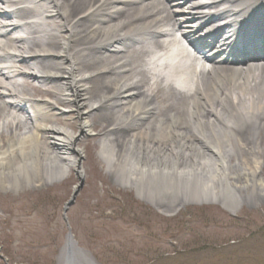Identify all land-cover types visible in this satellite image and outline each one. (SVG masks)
<instances>
[{
  "label": "bare ground",
  "instance_id": "1",
  "mask_svg": "<svg viewBox=\"0 0 264 264\" xmlns=\"http://www.w3.org/2000/svg\"><path fill=\"white\" fill-rule=\"evenodd\" d=\"M157 1L0 0L2 191L42 187L55 174L77 167L79 137L60 119L69 113L63 110L68 105L79 135L86 138L99 127L104 159L130 179L132 188H140L143 180L150 183L154 198L162 188L173 198L187 195L191 204L210 197L234 210L228 195L230 157L243 164L236 178H243L245 187L264 189L262 34L256 50L244 52L251 57H240L236 68L224 65L220 53L212 57L236 45L235 33L251 20L264 24V0ZM25 4L30 8L21 7ZM31 15L32 21L22 22ZM208 17L214 20L199 34ZM175 33L186 42L200 35L216 43L205 61L212 70L201 68L195 94L189 93L188 77L193 79L202 53L190 41L191 56ZM152 45L156 51H149ZM168 68L186 79L173 77ZM173 105L185 116L162 115ZM249 130L256 139L245 137ZM238 149L241 154L231 156Z\"/></svg>",
  "mask_w": 264,
  "mask_h": 264
},
{
  "label": "rangeland",
  "instance_id": "2",
  "mask_svg": "<svg viewBox=\"0 0 264 264\" xmlns=\"http://www.w3.org/2000/svg\"><path fill=\"white\" fill-rule=\"evenodd\" d=\"M35 100L53 102L47 97ZM180 107L161 113L185 116ZM63 110L69 113L60 117L61 125L79 137L81 159L76 168L64 176L55 174L42 187L28 184L12 192L0 188V264H65L69 235L80 250L75 252L78 264H264V189L245 187L246 181L236 178L242 163L233 157L227 163L234 210L210 197L191 204L187 195L173 198L162 188L154 198L150 183L143 180L140 188H132L130 179L104 159L99 127L82 137L72 108ZM245 137L256 139L250 130ZM260 177L264 180L263 170ZM76 188L77 198L65 212Z\"/></svg>",
  "mask_w": 264,
  "mask_h": 264
},
{
  "label": "water",
  "instance_id": "3",
  "mask_svg": "<svg viewBox=\"0 0 264 264\" xmlns=\"http://www.w3.org/2000/svg\"><path fill=\"white\" fill-rule=\"evenodd\" d=\"M79 189H77V191L75 192L74 196H73V199L68 203V207L72 206L74 201H75V198L77 197L78 193H79ZM74 254L72 252V250H68L67 251V260H66V264H75V261H74Z\"/></svg>",
  "mask_w": 264,
  "mask_h": 264
}]
</instances>
